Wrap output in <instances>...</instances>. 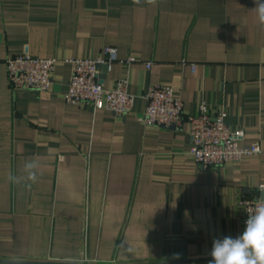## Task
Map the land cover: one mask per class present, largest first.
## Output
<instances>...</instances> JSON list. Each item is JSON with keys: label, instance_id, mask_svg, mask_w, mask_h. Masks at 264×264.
Wrapping results in <instances>:
<instances>
[{"label": "crops", "instance_id": "1", "mask_svg": "<svg viewBox=\"0 0 264 264\" xmlns=\"http://www.w3.org/2000/svg\"><path fill=\"white\" fill-rule=\"evenodd\" d=\"M254 7L0 0V264L204 259L214 239L243 232L241 200L264 188V29ZM108 45L121 60L136 58L100 72L106 88L129 78L135 104L125 117L65 100L66 60L97 58ZM24 53L59 60L50 90L10 86L6 60ZM152 84L172 87L185 115L203 104L227 111V123L245 131L241 145L259 142L262 152L198 167L188 123L164 129L138 120ZM29 159L38 163L34 183L24 179Z\"/></svg>", "mask_w": 264, "mask_h": 264}, {"label": "built area", "instance_id": "2", "mask_svg": "<svg viewBox=\"0 0 264 264\" xmlns=\"http://www.w3.org/2000/svg\"><path fill=\"white\" fill-rule=\"evenodd\" d=\"M135 60V57L119 59L118 49L110 45L105 46L97 58L67 59L72 71L65 93L66 102L84 104L93 111L108 109L117 116H127L135 104V96L129 92V78L126 76L118 79L114 87L106 88L100 72L103 64H107L109 69L113 63L130 65ZM58 62L56 58L36 57L29 53L10 56L6 60L10 86L14 90L48 91L54 83ZM146 66L150 69L152 62L146 63ZM195 68L192 65V69ZM145 97L147 106L138 118L140 123L164 129H179L185 122L188 123L192 138L190 152L198 167L215 169L226 162L238 161L245 156L262 152L259 142L241 145L245 131L235 130L227 123L228 113L225 110L212 114L203 104L199 115H185L183 100L175 94L172 87L165 85H150ZM258 197L242 198L241 204L245 207L244 221L248 218L247 210L254 208Z\"/></svg>", "mask_w": 264, "mask_h": 264}, {"label": "clouds", "instance_id": "3", "mask_svg": "<svg viewBox=\"0 0 264 264\" xmlns=\"http://www.w3.org/2000/svg\"><path fill=\"white\" fill-rule=\"evenodd\" d=\"M134 2L139 3V0ZM147 2L155 4L156 0ZM254 4L258 24L264 29V0H254ZM37 168L35 160L26 161L23 167L24 179L36 182ZM8 179L15 182L17 178L9 174ZM260 192L254 208L247 210L248 218L243 232L236 237L225 236L213 240L209 264H264V188Z\"/></svg>", "mask_w": 264, "mask_h": 264}, {"label": "water", "instance_id": "4", "mask_svg": "<svg viewBox=\"0 0 264 264\" xmlns=\"http://www.w3.org/2000/svg\"><path fill=\"white\" fill-rule=\"evenodd\" d=\"M108 69V65L107 64H103L101 65V70L102 73H106ZM102 76V75H101ZM212 259V257L210 258H204V259H191V260H184V261H174V262H165L163 264H171V263H186V262H198V261H210ZM162 264V263H161Z\"/></svg>", "mask_w": 264, "mask_h": 264}]
</instances>
